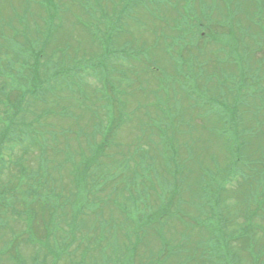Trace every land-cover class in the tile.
I'll use <instances>...</instances> for the list:
<instances>
[{
	"label": "rangeland",
	"instance_id": "rangeland-1",
	"mask_svg": "<svg viewBox=\"0 0 264 264\" xmlns=\"http://www.w3.org/2000/svg\"><path fill=\"white\" fill-rule=\"evenodd\" d=\"M51 1L54 10L49 14L54 15L52 20L54 29L52 28V33L50 32L52 35L46 45L45 57L40 58L43 62L40 71L42 74L50 72L52 68L50 61L58 63L65 61L66 66L70 63L75 64L79 70L76 79H80L78 86L80 95L77 99L73 97V100H70L66 94L65 84L59 89L47 85V92L50 93L48 99L44 100L46 102V108H44L46 113L40 114L44 110L41 109L44 106L43 103H30L34 109L30 108L24 111V122L27 124L38 114L42 117L31 124L30 141L34 142L38 139L37 135L39 137L45 136L46 147L42 152L38 147L28 149L25 147L27 143H22L20 140L24 138V135L17 133V137H13V140H9L4 145L7 153L6 155H0V158L12 162L13 156L15 163L19 165L15 167L8 162L1 161L0 186H4V190H6V187L10 190L18 181V178L21 182L24 181L22 184L28 183L31 189L37 186L35 189L36 194L40 197L39 202L48 199L53 203H57L55 206L63 209L58 211L56 215L50 216L54 220H59L54 223L51 229H55L56 232L71 231V225L66 222H69L72 218V223L77 230L71 236L60 233L58 238H52V241H58L57 244L50 245L52 248L43 247L35 258L32 254L28 257L23 256L24 259L27 258L26 264H50V261H44V254L48 259L52 255L51 262H53L58 253L61 256L60 264H75L79 259L82 261L81 264H209L208 261L220 263L211 260L216 252L219 255L217 258H222L228 264H264L263 235L257 236L254 240L256 243L246 242L243 247L239 243V248L237 246L234 249L215 246L204 240L206 234L200 229L203 222L195 230L187 225L189 222L185 219L186 225L183 230V226L179 222L171 219L165 228L168 233L164 234V230L159 228L161 225L159 212H155L151 216L150 222L154 224V229L149 231L146 218L144 215L139 214L136 204H147L152 201V197L147 195L137 199L133 198L140 194H138L140 188L145 194L155 193L160 174L163 182L165 180L172 182L173 180L180 187L182 198L176 201L178 206L186 205V208H189L196 199L200 198L197 188L202 175L206 174V168L214 170V166L219 165L223 168V174H229L231 170V166L228 165L229 160L230 163L236 159L243 160L241 152L236 149L235 145L228 143L226 138V132L232 129L229 101L231 100L233 103V95L228 91L219 92L216 88H213L214 86L224 88V84L228 83L227 73L218 60L219 55L209 58L208 53H206V79L203 81V87L206 91H198L195 74L179 71L180 75L175 81L176 89L170 87L171 96L165 103L167 110L174 114L173 119H163L162 122L165 125L150 121V128L148 127L147 121L151 118L150 116L155 117L157 114H153L154 110H152L149 116L147 110L161 107L162 99L165 96L163 89L158 87L160 83L158 71L160 68L157 67L169 69L167 58L163 55L161 58H155V53L156 51L160 53L164 51L166 44L172 40L171 32L174 27L170 19L174 14L172 10H176L179 6V0H167L161 4L159 10H133L126 19V25L119 29L122 32L120 36L124 37L120 38L119 41H124V39L128 41L126 51H131L135 44L145 43L141 45L143 50L139 53L141 56L138 61V67H140L139 79L127 75L120 79L118 85L119 99L114 106L104 105L98 101L96 96L100 79L97 81L94 77L84 74L87 67L92 68L97 60H103L106 64L110 56L101 53L100 44L103 41L110 43V40H107L104 33L94 27V24H92L94 23L93 19L84 17L83 12L89 10V8L97 7L100 1H102L104 8L112 6L113 2L111 0ZM246 1L243 0L245 9L240 7L235 10L236 17L217 15L220 24L224 27L232 25L236 20H240L243 15L253 13L256 24L264 29V1L252 6L246 5ZM188 4L198 6L199 0H190ZM39 5V0H0V51L4 53L8 50L11 54L13 63H10V67L7 66L6 71L9 76L14 74L16 80H22L26 74L24 66L34 59L31 58L30 51L34 53L40 51L39 44L29 43V38L37 39L40 34L44 35L45 31L47 33L49 28V26L46 27L49 23L46 20L49 14L43 8L41 9ZM243 23L248 24L245 20ZM224 27L222 31H225ZM190 28L186 27L185 29L188 31ZM251 29L252 26L244 27L241 24L237 31L241 38V49H246L252 53L251 67L258 68V58H264V51L253 52L254 35L247 33ZM211 32H215V30L211 29ZM221 35L223 39V34L214 37L216 42L221 39ZM19 44L24 46V50L19 51L18 48L14 47ZM211 44L214 49H218L216 46L219 44ZM58 47L60 50L66 47V51L62 49L64 51L62 57L56 53ZM151 47H154L155 50H149ZM74 52L75 54L71 57ZM48 57H50V61H46ZM241 59H248L245 53ZM119 61H121L119 58L111 59L114 64H119ZM152 62H156V65ZM17 64L18 68H16ZM241 67H247V62L245 61L244 66ZM254 72L256 78L253 77L255 75L249 76L247 73L244 77L250 82L255 79L256 84L243 85L242 83L243 94L245 93V95L241 98L240 103H234L235 105L245 103L235 112V120L239 124L238 126L243 127L251 121L256 126V132L247 138V141L249 140V143H251L249 145L251 151H256L264 146V126L263 130L258 126L261 119L264 121V68ZM131 75L134 76V72L131 71ZM165 75L166 73L163 74V76ZM119 78L116 77L117 80ZM2 80L0 79V82ZM12 85L15 86V84ZM132 87H137V89L141 87L149 91H154L158 87V95L156 98L153 95L150 100L144 102L142 108H136V104L147 93L132 91L130 90ZM129 90L130 93L124 98V103L122 98ZM54 93H57L56 97ZM208 93L215 98H210V101H207L208 107L204 111V105L200 103L198 94L209 97ZM98 107L109 108L112 117L103 119V121L99 120L102 118L103 113ZM95 110L98 119L94 116ZM128 114H134L135 117L142 118L141 122L136 121L132 124L135 127L131 130H129L128 124L135 117L129 118L127 117ZM122 122H124V125L119 128L115 139L107 142L111 157H117L118 161L101 158L104 164L92 165L88 171L87 182L79 178L77 175V156L74 155L76 149L79 151L81 147L83 149L88 147V143L93 144L103 141L102 135L107 131H110L109 138H113L115 128ZM19 128L27 129L24 125H19L15 130ZM159 132L163 135L166 132L167 136L174 132L172 140L182 153L184 147L185 149L191 148L189 150L191 157L185 158V160L173 161L179 170L170 174L172 180L163 168L168 162L160 158L158 154L160 148L159 136H161ZM15 141L17 147H15ZM106 152L105 150L104 153ZM20 164L26 168L21 174L22 178L17 172L18 169L21 170ZM133 169L143 172L138 178L140 188L128 181L127 175ZM37 173H39V176H36ZM218 175V173L215 174L216 177ZM197 178L198 181L194 182ZM217 180L215 179L208 184H215ZM86 184L90 186L91 193L95 194L97 198L105 199L102 205L99 201L84 197ZM172 184H170L171 187ZM231 186V184H224L219 188V191L216 189L214 194L216 195L219 192V199L224 212L227 213L230 219H233L227 229L236 231L235 224L242 223V219L237 220V218L243 205L239 193L233 191ZM127 188L130 190L127 191ZM23 190L24 187L20 186L16 190L18 210L15 213L9 212L0 215V264H9L7 260L10 258L6 256L8 255L7 252L1 250H3L7 240L6 230H10V222L14 223L13 226L16 227L14 229H17L18 233L22 232L25 224L23 212L21 211L24 210L26 203L21 202L24 199L20 196ZM30 197L32 198L31 195ZM36 206L37 202L33 199L30 206L31 213L34 214L33 211L35 210L33 209ZM185 211L187 210H183V212ZM183 212H179L177 219H184L185 214ZM14 216L15 218H13ZM10 217L11 220H9ZM94 220L96 227L94 226ZM157 228L158 231L155 230ZM95 235L94 243L90 247H88L89 245L80 246V238L91 243ZM30 240L32 243L36 242L33 237H30ZM71 240L74 242L72 243ZM135 244L137 247L133 253L130 247ZM81 250L84 251L79 257ZM88 250L93 253L88 255ZM45 251L49 252L45 253ZM105 256L110 259L109 263H106L108 259ZM131 258L132 260H130ZM203 259H208V261ZM10 261L12 264H21L17 259V255Z\"/></svg>",
	"mask_w": 264,
	"mask_h": 264
},
{
	"label": "trees",
	"instance_id": "trees-1",
	"mask_svg": "<svg viewBox=\"0 0 264 264\" xmlns=\"http://www.w3.org/2000/svg\"><path fill=\"white\" fill-rule=\"evenodd\" d=\"M206 3V0L204 1ZM204 2H202L200 4V6L203 7V9H200L201 12L206 10V7H208V11L211 13L212 15V19L214 18V16L216 15H223L225 17H227V12H230L231 10L235 11L238 8H244L243 7V0H236V2H234V0H231L230 3L228 4L227 0H209L207 3V6H205ZM246 5L248 6H252L254 3L252 0H247L245 2ZM118 12L116 11V14ZM214 13V15H213ZM118 16V15H116ZM234 17H236V12L233 14ZM217 18L219 19V17L217 16ZM119 19V18H118ZM247 21L248 24L243 23V21ZM243 24V26H252V29L250 31H246L248 34L254 35V43H253V52H262L264 51V29L261 28V26L257 25L255 22V15H253V13H247L245 15H243L241 17L240 20H236L232 25H227V26H222L221 24L218 25V28L221 29V31L223 30L222 28H225V31H222L221 34H223V39H222V35H221V39L218 42H212L215 45L219 44L217 46L218 49H214V46L208 42H206L205 44H201L198 43L195 45V48H190L187 49L185 48V42L183 41V43H181L183 45L184 50L182 51V56L180 57L179 60H176V63L172 64L169 63V69L168 74H170L169 78L167 79L166 82H162L160 80L159 86L161 84H167V85H171L174 84L176 81V78L178 76V67L179 66H183L185 67L186 71L188 73L191 74H195L194 76L196 77V83L201 85L203 87V81L206 79V53H208V57H214L215 55H218L219 53L221 54V57L218 58V60L220 61V63H222V68L223 70L227 73V77L228 80L230 81V83L232 85H234L236 83V81H234L235 77L237 76L236 74H238L239 68L241 66H244L245 61L247 62V67H244L245 69L248 68V66L251 67V57H252V53L246 49H241V38H240V34L237 31V28ZM212 24H208V26L206 25V28H210ZM117 27L114 28L112 35L109 37V39L114 42L115 45H117L118 51L121 49H124L125 51L127 50V40L126 41H119V38L121 37L120 35L122 34L121 31H119V29L121 27H123V23L118 22ZM180 25H176L174 30L171 32V37H173L174 35H180L182 33H180L178 30H180V27H177ZM202 29L200 27H195L193 35L197 36L198 35V31ZM200 40V39H199ZM203 40V39H201ZM46 40H42L39 39L38 41H35V43L39 44L40 47V51H38L37 53H32V58H34L32 60V62H30L28 65L30 66L28 68V71H24L26 74L25 76L22 78V80L19 81V88L17 91H13L15 89H17L16 87H12V84H14L13 82L18 81V79L16 80V78L14 77V74L12 76H9V73L7 71H5V67L7 68V66L10 67V61L11 58L9 56V51H5L4 52V57L0 56V69L2 71H0V77L3 78V88L1 89L8 97V99H10L12 106H7L4 108V110L8 111L9 109L13 108V115L15 117L18 116L19 121H16V127L17 126H22L24 125L28 130L30 129V124H23V122L21 120H24V112L21 113V107H20V103L22 101H26V102H30L31 100H36V101H40L43 100V104L46 107V102H44V100L48 99V94L50 92H47L46 86H52V87H56L57 89L61 88L63 84H65V87L67 88L68 92V98L72 99L73 97L75 98L78 94L77 90H75V86L77 85V80H76V76L77 74L75 73H68V72H62L60 70H52L48 73L42 74L40 72V67L42 65H40L38 62H40V58L42 57V52H43V48L45 47V45H47V43L49 41H47L45 43ZM145 43V42H143ZM142 43V44H143ZM177 42L175 40H171L168 42V44H166L164 51H162L161 53L159 51H156L155 53V58H161V56L163 55L164 57H166V54H171L170 50L172 49V52L174 50V46L177 48V46L179 44H176ZM119 44V45H118ZM121 44V45H120ZM207 44V45H206ZM141 44H135V47H133V49L131 51H126V52H134V57L135 58H139L140 56V51L141 48L137 47L140 46ZM172 45V46H171ZM110 46L111 44H108V50H110ZM188 47H190L188 45ZM209 48V50H208ZM214 49V50H213ZM150 50H155V49H150ZM111 51V50H110ZM1 52V51H0ZM243 52V54L245 53V55L247 56V60H242V56L241 53ZM2 53V52H1ZM234 53V55H232ZM8 56V57H7ZM237 56H239V58H237ZM7 57V58H6ZM45 57V56H44ZM259 64H262L261 66L259 65V69H261V67H264V58L259 57L258 58ZM156 65V62H154ZM198 67H197V66ZM108 71V73L111 70V65H107L105 67ZM160 68V67H157ZM243 68V67H242ZM22 70V69H21ZM21 70H20V75H21ZM162 70V69H160ZM159 73V72H158ZM236 73V74H235ZM151 77V76H150ZM135 79L137 77H134ZM152 78V77H151ZM153 79V78H152ZM2 80V79H1ZM154 80V79H153ZM170 83V84H169ZM191 85L193 87V84L191 82ZM230 86V85H228ZM104 87L109 88V81L104 84ZM213 88H216L217 90H221L223 88L218 87V86H214ZM226 88V85H224V89ZM195 89V88H194ZM242 89V88H241ZM55 97L57 95V93H54ZM51 97V96H50ZM58 97V96H57ZM5 98V96H4ZM41 110V109H40ZM162 114H165V112H162ZM129 118H133L135 117V115H131V116H127ZM136 117L133 118L132 120L129 121L128 124V128L132 129L134 128V126H132L133 122L135 121ZM118 125H124V122L119 123ZM12 130V128L10 126L7 127L6 131L3 133L2 135V140L3 143L8 139L11 138L14 139L13 137H17V133L20 134H26V130L25 128H19L18 130ZM243 131L241 130V134L242 136H244ZM247 136V135H245ZM22 141V138L20 139ZM24 142V141H22ZM30 144L25 146L26 148L30 149ZM105 143H102L99 146H105ZM33 146V145H32ZM90 147H94L92 144H90ZM92 153L87 154L84 157V161H83V165L85 167V170L87 169L88 165L91 162V158L90 155ZM227 154V153H226ZM228 156V155H227ZM241 156L243 158V160L240 159H236V165H242L243 169L245 168L247 171H253L256 170L259 175L260 178L264 180V149L260 150L256 153H252V152H247V155H243L241 153ZM185 158V153L181 152V151H173L172 152V158L170 159L171 163H172V167L173 169L167 168L168 164H166L163 168L166 169L167 168V172L169 173L168 175H170L171 173H176V169L178 168L177 165H175L173 163V161H180V160H184ZM235 162V160H234ZM234 162L228 163V165L230 164H234ZM81 163H78V168H77V174L81 168L80 166ZM250 164V166L248 165ZM163 165V163H162ZM232 166V165H231ZM215 170L216 173H220L221 170L223 168H221L219 165H215ZM21 170H17L19 176H21L22 178V173L26 170V168H20ZM29 170V169H27ZM210 171V168H206V174L202 175V179L201 181L198 183V192H199V196L200 198L198 199H194L195 201L192 203L191 206H189V208H186V205H182V206H178L177 202L178 200H180V198H176V192H177V184L174 186H170L171 182L170 180H165L164 182H158L157 185L159 187V192H155V193H151V197H152V201L148 202L147 204L144 203H140L142 205V207L138 208L139 209V213L141 215H144L146 218V225L148 228L150 229H154V224L152 222H150V218L151 216L155 213V212H160L161 211V218H160V223L161 222H165V220H169L170 216L169 213L174 211L176 206L187 210L185 212H183L185 214L184 219L180 220L177 219V217H174L175 220H177V222L181 223V222H185V219L187 220H193L194 224L200 222V218L204 217L206 218V214L203 213L204 211V207L202 204L206 205V207L208 209H210V206H207V203L202 199L203 195H206V175L207 173ZM21 172V173H20ZM29 172V171H28ZM27 172V174H28ZM233 173H229L226 177L222 176L221 178V183H226V184H231V188L233 191H237L239 189L240 192H248L250 190V188H248V186H246L245 184H240V183H234V182H230L231 180V176ZM18 176V177H19ZM36 176H39V173L36 174ZM160 176V180H162L161 175ZM237 176V175H236ZM28 177V176H26ZM140 177V175H134L133 174V178L131 179V181L135 184V185H140V181H138V178ZM170 177V176H169ZM199 178V177H198ZM198 178L195 179L194 182L198 181ZM24 183L20 181V179H18V181L16 182V184L20 187H24V190L22 191V194L20 195L22 197L21 202L26 203V206H24V210H25V219H24V226H23V230L22 232L18 233L17 229H14L16 227L13 226L14 223H12V221L9 224L10 230H6V236H7V240L5 242V244H12L11 240L15 239V241H20V239H24L26 237H30V236H34L37 237L40 241V246H44L47 248H52L50 246V243L53 244V242H55L54 244H57V240L52 241V237L56 236L55 231L52 232H48V228L46 227L45 224L40 225V219H44L45 221L49 222L50 219V215L52 214L51 212L46 210V207H50V206H54V207H58L55 206L57 203H53L52 201L45 199L41 202H39L37 199V206L34 212L31 213V196H33L32 194H34V192L36 191V187L31 189L30 185L27 184H22ZM18 186H14L13 187V183H12V187L10 190L8 189V187H6V190H4V186H0V215L2 216V214H7L9 213V211L11 212H16L17 209V205H16V199L18 198V196L16 195V190L18 189ZM141 187V185H140ZM170 187V189L168 188ZM258 187L260 188V192H262V198H261V209H260V216H262L264 218V183ZM141 189V188H140ZM147 196V194H144ZM38 196V195H37ZM139 196V195H138ZM214 196V195H213ZM39 197V196H38ZM40 198V197H39ZM38 198V199H39ZM20 202V200H18ZM259 202V198L258 201ZM170 204H172V207L170 206ZM214 207V215L217 216H227V213L224 212L222 204H221V200L218 199L217 202H215L213 204ZM61 208V207H58ZM169 209V210H168ZM23 211V210H22ZM21 211V212H22ZM60 211V210H59ZM243 211V210H242ZM58 211H56L55 213L57 214ZM190 212V213H189ZM151 213V214H150ZM192 213V214H191ZM242 217H246L248 218V212H242L241 213ZM178 216V214H177ZM169 217V219H168ZM15 218V216L13 217ZM9 220H11V217L9 218ZM41 220V221H42ZM264 223V222H262ZM37 225L39 227H37ZM162 226V225H160ZM31 230V231H28ZM45 239V240H40V239ZM52 241V242H51ZM214 242V241H213ZM215 243H217V245L221 244L220 241H215ZM55 250V249H53ZM28 252H30L31 250H27ZM33 252V250H32ZM31 254V253H30ZM25 255V252L24 254ZM59 257V254H57L56 259ZM55 260V263H57L58 260ZM60 264V263H59Z\"/></svg>",
	"mask_w": 264,
	"mask_h": 264
}]
</instances>
